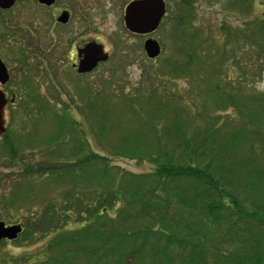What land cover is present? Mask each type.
<instances>
[{
  "label": "rangeland",
  "instance_id": "rangeland-1",
  "mask_svg": "<svg viewBox=\"0 0 264 264\" xmlns=\"http://www.w3.org/2000/svg\"><path fill=\"white\" fill-rule=\"evenodd\" d=\"M89 1L92 7L84 13L91 26L87 34L105 44L109 60L80 77L68 61L74 59L72 52L68 56L62 48L49 50L43 40L40 49L28 51L25 68L16 77L17 82L23 76L28 80V113L16 114L22 108L19 101L7 122L17 159L7 160L0 146V222L23 224L25 233L14 241H0V264H57L59 255L60 264L66 259L67 264H89L70 260L66 253L72 248L68 242L58 246L59 237L52 232L46 237L52 252H44V240L39 239L54 229L46 209H65L69 202L76 204L81 189L89 190L85 174L74 187L62 171L93 153L107 159L111 175L154 174L156 167L147 158L120 155L136 140L138 152L160 146L162 140L174 162L207 170L213 184L241 200L247 212L251 200L244 189L249 181L264 196V0H191L187 32L177 24L184 0H164L167 19L150 35L161 47L153 60L143 52L145 38L123 29L117 0ZM15 13L20 16L21 10ZM250 19L262 23L248 31L254 23ZM232 28H241L238 37ZM38 35L40 40L45 37ZM7 43L0 48L5 50ZM9 62L18 69L14 57ZM76 142L83 144L78 153ZM92 160H87L91 172L104 165ZM105 184L91 189L92 204L102 197ZM210 200L220 199L211 193ZM42 216L46 219L38 228H47L34 233L27 223ZM237 226L241 245L264 238V228L256 221L245 218ZM218 239L224 252L236 251L228 249L235 244L233 238Z\"/></svg>",
  "mask_w": 264,
  "mask_h": 264
},
{
  "label": "trees",
  "instance_id": "trees-1",
  "mask_svg": "<svg viewBox=\"0 0 264 264\" xmlns=\"http://www.w3.org/2000/svg\"><path fill=\"white\" fill-rule=\"evenodd\" d=\"M183 2L186 7L181 8L184 13L177 17V24L187 32L192 1ZM251 22L254 23L248 31L258 27L262 19ZM234 30L238 37L237 32L241 28H232ZM159 141L160 146L151 145L146 151L138 152L136 140L130 147L131 151L120 154L129 158H147L156 167L154 174H120L118 171L111 175L106 166L107 159L96 153L76 164H67L62 172L71 178L74 187L82 174L90 180V187L87 192L85 188L75 195L76 204L69 202L67 208L59 211L55 210V205L46 209V213L54 219V229L44 232L45 236L39 239L44 240V252H52L51 239L46 238L52 232L59 237L58 246L68 242L72 250L66 255L75 262L83 259L89 264H264V238H258V232V239L241 245L244 239H238L241 234L240 228H237L238 222L245 218L256 221L260 228H264L262 189L255 187L253 181L248 182L244 190L247 199L251 200L249 206L252 209L247 212L241 200L223 193L213 184L207 170L174 162L176 158L167 152L168 145ZM74 144L76 153L83 149V144ZM86 159L101 161L104 165L91 172L90 161ZM80 165L86 166H81V169ZM77 169L82 170L79 175ZM61 174L55 176L56 180L61 178ZM104 181L107 186L103 185L102 197L97 196L92 204L91 189L100 188ZM210 192L219 196L220 200L212 202ZM113 210L116 212L109 215L108 212ZM44 216L36 223L28 222L27 227H31L34 233L45 230L46 226L38 228L39 225L43 227ZM48 219L51 221L50 217ZM67 227L69 229L65 230ZM22 233H25L24 225ZM222 235L234 239L235 244L231 242V248H228L236 250L234 253L220 249L218 238ZM60 261L61 255L57 264ZM66 261L65 264L69 259Z\"/></svg>",
  "mask_w": 264,
  "mask_h": 264
},
{
  "label": "flooded vegetation",
  "instance_id": "flooded-vegetation-1",
  "mask_svg": "<svg viewBox=\"0 0 264 264\" xmlns=\"http://www.w3.org/2000/svg\"><path fill=\"white\" fill-rule=\"evenodd\" d=\"M121 1L117 0L116 2L120 3L123 29L132 36L143 37L145 40L151 38L150 35L155 31L150 35H138L126 30L123 21L124 10L130 2L137 0ZM99 2L96 3L97 9L100 8ZM164 3L166 7V2L164 1ZM90 7L92 5L89 0H52L49 4L40 3L38 0H15L9 8H0V45L8 42L5 45V50L0 48V64L3 66L7 76L4 82L0 80V92L6 100L3 109L5 132L0 136V140L2 141L0 142V146L2 148L3 146L5 147L4 149L7 153L6 158L10 162L15 161L18 155L7 135V122L9 118L13 119L14 117L12 113L10 115V112L17 111L14 108L15 105L19 104V101L22 108H19L20 112L18 111L16 114L19 115V113H26L28 111V80L23 76L22 80L17 82L16 78L23 71V68H25L28 51L32 52L37 48L40 49L39 42H43L44 40L48 41L49 47L47 45L46 47L49 50L62 48L68 56L72 52L74 59L68 61L70 62L72 70L80 77L87 76L102 64L99 63L91 72L83 74L77 73V66L81 60L78 52L85 50L87 46L92 44L101 46L103 52L108 55L109 60L110 54L107 53L105 44L98 38L87 34L91 26L84 13L89 11ZM17 9L21 10L20 16L15 13ZM39 33H42L43 36L45 35L42 40L36 36ZM43 49L45 48L41 50ZM13 57V66H17L18 69H13L10 65L9 61L13 60Z\"/></svg>",
  "mask_w": 264,
  "mask_h": 264
},
{
  "label": "water",
  "instance_id": "water-1",
  "mask_svg": "<svg viewBox=\"0 0 264 264\" xmlns=\"http://www.w3.org/2000/svg\"><path fill=\"white\" fill-rule=\"evenodd\" d=\"M15 0H0V8H9ZM40 3L49 4L52 0H38ZM166 12L163 0H137L130 2L124 10V26L130 33L138 35H150L156 31ZM143 52L147 59L153 60L160 55L161 48L155 39L148 38L143 43ZM83 53L84 59L79 61L77 73L83 74L93 71L99 63L106 62L108 55L103 52L99 45H89L85 50L78 52V56ZM4 73V76H3ZM7 79L3 66L0 64V80ZM6 100L0 92V136L4 134L3 109ZM21 225L5 226L0 222V241H14L21 233Z\"/></svg>",
  "mask_w": 264,
  "mask_h": 264
},
{
  "label": "clouds",
  "instance_id": "clouds-1",
  "mask_svg": "<svg viewBox=\"0 0 264 264\" xmlns=\"http://www.w3.org/2000/svg\"><path fill=\"white\" fill-rule=\"evenodd\" d=\"M81 59H82V60L84 59L83 53H81Z\"/></svg>",
  "mask_w": 264,
  "mask_h": 264
}]
</instances>
